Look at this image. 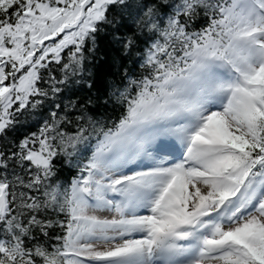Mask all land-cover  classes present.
I'll use <instances>...</instances> for the list:
<instances>
[{
	"label": "snow or ice",
	"instance_id": "6c2138e0",
	"mask_svg": "<svg viewBox=\"0 0 264 264\" xmlns=\"http://www.w3.org/2000/svg\"><path fill=\"white\" fill-rule=\"evenodd\" d=\"M0 264H264V0H0Z\"/></svg>",
	"mask_w": 264,
	"mask_h": 264
}]
</instances>
